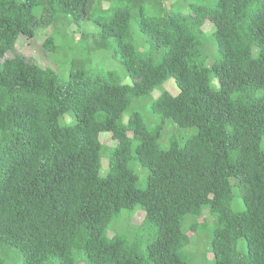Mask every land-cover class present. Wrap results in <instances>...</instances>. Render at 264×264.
I'll use <instances>...</instances> for the list:
<instances>
[{
    "label": "trees",
    "instance_id": "obj_1",
    "mask_svg": "<svg viewBox=\"0 0 264 264\" xmlns=\"http://www.w3.org/2000/svg\"><path fill=\"white\" fill-rule=\"evenodd\" d=\"M46 29V50L72 34L84 54L67 81L0 64V264H201L205 235L203 264H264V0H0V57ZM106 48L119 67L94 63Z\"/></svg>",
    "mask_w": 264,
    "mask_h": 264
},
{
    "label": "rangeland",
    "instance_id": "obj_2",
    "mask_svg": "<svg viewBox=\"0 0 264 264\" xmlns=\"http://www.w3.org/2000/svg\"><path fill=\"white\" fill-rule=\"evenodd\" d=\"M170 3H172L174 0H169ZM205 30H212V25L210 22H206L204 24L203 27ZM52 33H56V31L51 30V29H46L44 31H40L38 32V34L33 37H27L26 35H22L20 36L17 44H16V49L15 51H9L5 54L4 57H0V64L3 62L4 58L6 57H12L14 55V52H18V53H23L25 55H27L28 57L35 59L37 62H39L42 65L45 66H52L58 76L60 77L61 80L63 81H67L68 77H69V70L71 67V64L73 63V56L76 55L77 51L79 50L77 56H81L84 53H81V48H83V46L81 45V43L79 42V35H75L73 36V38L71 37L72 34H69L67 39H62V37H59L56 40L57 43H59L61 46V50H59L58 52H53L52 50H46V48L44 47V40L45 37L48 34H52ZM59 34V33H58ZM94 55V63H99L101 64V66L103 67H111V68H115V67H119V60L117 57L111 56L110 55V51L106 49L104 50H97L94 51L92 53ZM128 82H132L131 78H127ZM213 84L215 87H217L219 85V82L216 78H213L212 80ZM162 88H166L168 89L172 94H176L179 92V87L177 86V84L175 83L174 78H170L169 80H167L163 87H160L158 89H156L153 93V96L156 97L160 94ZM141 110L145 113L146 118L148 120V123L151 127V129H153L152 127L158 122L160 121L159 117H156L155 115H153V113L151 112L148 104H144L143 107L141 108ZM70 120V116L69 115H65L63 118L60 119V122H66ZM166 126H168V128H166V133L171 132L172 128H174V125L171 121L167 122ZM164 128V129H165ZM188 132L194 131V128L188 129ZM168 135L166 134L164 139L162 140V143H167L168 142ZM102 140L105 142L107 140H111L110 139V135L109 134H102L101 136ZM167 138V141H166ZM112 141V140H111ZM114 143V141H113ZM262 146L264 147V140L262 141ZM135 171L139 174V185L144 187L146 185V176H147V170L144 169L140 164H136L133 163ZM107 167V161H104V166H103V170ZM233 185H235V187L237 186V179L233 178L232 179ZM236 194L238 192V187L235 189ZM243 207V204L241 202V196L240 195H236L234 202H233V208L238 210L241 209ZM124 214L122 215L123 218L120 221H116L115 224H113L111 226L112 229H115L117 231H122L124 230L126 227L131 226V227H135L137 225H139L142 220L144 219L145 213L144 211H142L139 206H136L135 209L133 210H124L123 211ZM205 216L208 217L209 211L208 209H205ZM210 221H212V219H209ZM113 230L110 231V236L113 235ZM196 240V243H194V241ZM208 236L205 235L204 239L200 241H198L195 236L192 237V244H189L188 246V250H190L193 253H190L191 255L196 253V261L203 264V255L207 252V248H208ZM194 243V244H193ZM208 259L207 263L211 264L212 261L214 260V256L211 252L208 253L207 255ZM21 261L20 257L16 256L13 260V263L19 264V262ZM206 263V262H205ZM79 264H84V263H79Z\"/></svg>",
    "mask_w": 264,
    "mask_h": 264
}]
</instances>
